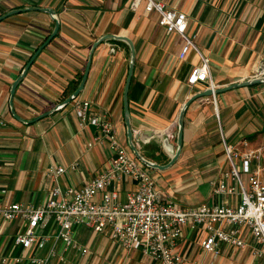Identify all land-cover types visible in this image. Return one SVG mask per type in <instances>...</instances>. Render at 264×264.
Instances as JSON below:
<instances>
[{"label": "crops", "instance_id": "crops-1", "mask_svg": "<svg viewBox=\"0 0 264 264\" xmlns=\"http://www.w3.org/2000/svg\"><path fill=\"white\" fill-rule=\"evenodd\" d=\"M156 1L186 14V31L208 58L214 89L258 76L264 62V0ZM144 5V0L135 7L131 0H0V16L23 9L0 20V118L5 123L0 127V204L43 206L56 187L55 199L70 201L69 189H80L110 167L113 151L107 136L99 125L81 121L76 114L82 101L90 102L89 116L110 123L117 141L134 157L124 121L123 91L130 60L125 40L100 42L79 94L36 119L78 86L92 44L105 35L125 36L134 45L128 105L133 135L145 134L144 141L140 136L134 139L139 153L160 165L174 156L180 110L209 85L207 80L188 83L191 70L200 64L199 55L191 51L180 58L178 35L159 25L158 14L145 12ZM40 8L52 9L59 26L31 62L10 102L13 81L55 26L53 16ZM165 138L169 148L163 144ZM244 138L251 147L264 143V83L191 100L183 115L178 157L164 169L144 165L159 199L183 207L238 205L240 194L222 140L237 144ZM59 166L63 170L56 174ZM221 181L235 190L215 192ZM135 187L121 174L106 188H114L123 201ZM25 225L21 217L0 223V264H30V256L44 257L50 249L54 255L48 264H158L142 249L124 248L106 233L88 227H76L72 232L76 246L66 248L51 214L36 229L47 237L44 246L24 248L14 243V236ZM206 235L204 225L194 228L188 223L183 228L175 246L183 264H264V257L253 252L261 245L246 227L241 233L244 247L222 245L218 254L202 249L200 242Z\"/></svg>", "mask_w": 264, "mask_h": 264}, {"label": "built area", "instance_id": "built-area-1", "mask_svg": "<svg viewBox=\"0 0 264 264\" xmlns=\"http://www.w3.org/2000/svg\"><path fill=\"white\" fill-rule=\"evenodd\" d=\"M143 0H131L135 7ZM145 12H156L158 23L167 32L176 33L181 40L179 57L191 51L199 55L200 64L193 67L187 81H208L209 88L214 89L211 79L209 61L204 56L192 37L187 33V16L184 12L167 8L164 3L156 0H144ZM264 67V66H263ZM264 75L262 69L259 71ZM90 102L82 101L76 107V114L81 121H91L99 125L108 138L109 148L113 151L110 167L94 176L87 184L73 192L70 201L56 200L59 188H54L53 197L43 206H22L21 203L0 204V223L23 218L26 225L14 236V243L28 248H42L47 237L36 232L39 224L48 214L53 215L58 226L57 237L67 248L76 246L72 232L76 227H88L96 233H106L112 240L119 241L124 248L142 249V251L158 264H183L182 255L175 250L177 240L183 228L190 223L194 228L204 225L207 235L201 240L203 250L218 254L222 245L244 247L241 237L246 227L259 249L253 250L258 256L264 257V143L259 147H251L247 139L237 144H229L222 140L223 149L230 165V176L238 187L240 202L236 206L215 205L183 207L172 202H163L155 190L154 180L145 170L144 165L131 156L125 146L120 144L110 123L99 121L96 116H89ZM4 120L0 118V127ZM100 137L96 138L99 140ZM62 167H56L60 173ZM121 174L135 182L136 187L128 191L123 201L118 200L114 188H106L112 179ZM244 177H246L244 179ZM235 186H226L223 181L214 188L217 193H232ZM100 192V197L97 193ZM212 222H219L215 226ZM78 250L84 251L80 246ZM54 255L50 249L44 257L34 255L28 258L30 264H48V258ZM62 259V258H61ZM16 258V262H21Z\"/></svg>", "mask_w": 264, "mask_h": 264}, {"label": "water", "instance_id": "water-1", "mask_svg": "<svg viewBox=\"0 0 264 264\" xmlns=\"http://www.w3.org/2000/svg\"><path fill=\"white\" fill-rule=\"evenodd\" d=\"M41 10H44L46 12H48L51 16H53V19L55 21V26L54 29L52 30V32L50 33V35L46 38V40L40 45V47H38V49H36V51L33 53V55L29 58V60L26 62V64L24 65L22 71L20 72V74L17 76V78L13 81L12 85H11V89H10V102L12 101V97L14 95L15 89L18 85V83L21 81V79L24 77L26 71L28 70L31 62L34 60V58L37 56V54L40 52V50L46 45V43H48L56 34L59 23L57 21V19L55 18V16L53 15V10L49 9V8H40ZM19 10H23V9H15L12 11H9L8 13L1 15L0 16V20H2L3 18H5L6 16L13 14L14 12H17ZM107 38H111V39H122L125 40L130 48V60H129V67H128V73H127V77H126V81H125V85H124V91H123V107H124V121H125V125H126V130H127V138H128V144L130 146V148L132 149V152L134 153L135 157L145 166L148 167H152V168H157V169H164L168 166H170L174 160L178 157L180 149H181V139H182V126H183V115L185 112V109L187 107V105L189 104V102L191 100H193L194 98H196L197 96H202V95H212L214 96L215 93H218L220 91H224L227 89H231V88H235V87H241V86H248V85H252V84H258V83H264V76H260V77H254L252 79H247L244 81H240L237 83H232L229 84L227 86L224 87H220V88H207L204 91H201L199 93H195L194 95H192L183 105V107L180 110L178 119H177V125H178V133H177V149L176 152L174 154V156L171 158V160L163 165L154 163L152 161L146 160L144 159L141 154L139 153L138 147L134 141V139H138V137L140 136V140L144 141V136L145 134L140 133V135L138 134H134L133 135V131L131 129L130 126V114H129V105H128V89H129V84H130V80H131V76H132V71H133V66H134V61H135V49H134V45L132 43V41L125 37V36H117V35H105L101 38H99L98 40H96L90 49L89 52V56L87 59V63L85 66V70L82 74V77L80 79V82L78 84V86L70 93V95L68 97H66L61 103H59L58 105H56V107H54L51 110H48L44 113H42L41 115H39L38 117H36V119H38L39 117L46 115L48 112L50 111H54L58 108H61L63 106H65L67 103H69L70 101H72L78 94L79 92L83 89L84 83L86 81L87 78V74H88V70H89V66H90V62H91V56H92V52L95 49V47L102 42L104 39ZM14 113V112H13ZM14 116L18 119H21L19 117H17L14 113ZM35 119V120H36ZM22 121H25L23 119H21ZM34 120V119H33ZM31 121V120H30ZM29 122V121H26ZM143 136V137H142ZM163 144L165 147L169 148V143L167 138H165L163 140ZM167 145V146H166Z\"/></svg>", "mask_w": 264, "mask_h": 264}, {"label": "rangeland", "instance_id": "rangeland-1", "mask_svg": "<svg viewBox=\"0 0 264 264\" xmlns=\"http://www.w3.org/2000/svg\"><path fill=\"white\" fill-rule=\"evenodd\" d=\"M263 66H264V62L261 64V67L259 68V71L263 68ZM259 71H258V73H257V74H258L257 77L264 76L263 74H260ZM245 178H246V177H245ZM245 178H244V179H245ZM236 188H237V190H238V187H236ZM80 227H81V226H80Z\"/></svg>", "mask_w": 264, "mask_h": 264}, {"label": "trees", "instance_id": "trees-1", "mask_svg": "<svg viewBox=\"0 0 264 264\" xmlns=\"http://www.w3.org/2000/svg\"><path fill=\"white\" fill-rule=\"evenodd\" d=\"M80 78H81V76H79L78 81L80 80ZM78 81H77V82H78ZM75 87H76V85L73 86V90L75 89ZM67 92L70 93V90L67 91ZM71 92H72V91H71Z\"/></svg>", "mask_w": 264, "mask_h": 264}, {"label": "bare ground", "instance_id": "bare-ground-1", "mask_svg": "<svg viewBox=\"0 0 264 264\" xmlns=\"http://www.w3.org/2000/svg\"><path fill=\"white\" fill-rule=\"evenodd\" d=\"M262 71L264 72V67L262 68ZM167 146V145H166Z\"/></svg>", "mask_w": 264, "mask_h": 264}]
</instances>
